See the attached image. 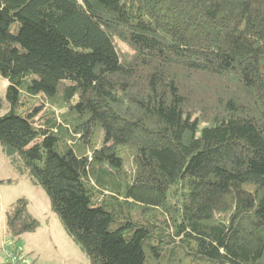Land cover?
<instances>
[{
    "label": "trees",
    "instance_id": "trees-1",
    "mask_svg": "<svg viewBox=\"0 0 264 264\" xmlns=\"http://www.w3.org/2000/svg\"><path fill=\"white\" fill-rule=\"evenodd\" d=\"M0 77L2 152L90 264H264V0H0Z\"/></svg>",
    "mask_w": 264,
    "mask_h": 264
},
{
    "label": "rangeland",
    "instance_id": "rangeland-1",
    "mask_svg": "<svg viewBox=\"0 0 264 264\" xmlns=\"http://www.w3.org/2000/svg\"><path fill=\"white\" fill-rule=\"evenodd\" d=\"M120 47L124 52L130 51L124 44H120ZM7 85L0 77V116L9 111L6 102ZM34 101L36 106L44 102L47 109L53 107L61 121L63 118L73 119V114L68 113L60 97H57L58 102L55 104L49 103L41 95ZM99 136H96L95 143H100ZM22 198L28 201L29 212L38 221V229L14 241L6 231V212ZM6 250H17L31 264H90L87 255L67 235L57 214L52 211L45 190L33 185L26 175L18 173L0 146V264H10L4 253Z\"/></svg>",
    "mask_w": 264,
    "mask_h": 264
},
{
    "label": "built area",
    "instance_id": "built-area-1",
    "mask_svg": "<svg viewBox=\"0 0 264 264\" xmlns=\"http://www.w3.org/2000/svg\"><path fill=\"white\" fill-rule=\"evenodd\" d=\"M4 253L10 264H30L29 261H25L24 257L17 255L14 251L6 250Z\"/></svg>",
    "mask_w": 264,
    "mask_h": 264
}]
</instances>
